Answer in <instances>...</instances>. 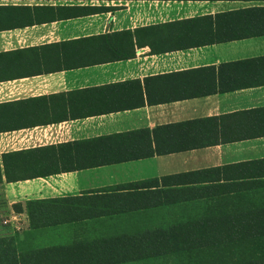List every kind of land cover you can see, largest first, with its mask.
<instances>
[{
	"label": "crops",
	"instance_id": "0c3cea01",
	"mask_svg": "<svg viewBox=\"0 0 264 264\" xmlns=\"http://www.w3.org/2000/svg\"><path fill=\"white\" fill-rule=\"evenodd\" d=\"M18 152L39 170L2 177L0 219L32 249L264 217V0H0V167ZM50 199L81 219L30 231ZM69 255L46 264H93Z\"/></svg>",
	"mask_w": 264,
	"mask_h": 264
},
{
	"label": "trees",
	"instance_id": "16d2710c",
	"mask_svg": "<svg viewBox=\"0 0 264 264\" xmlns=\"http://www.w3.org/2000/svg\"><path fill=\"white\" fill-rule=\"evenodd\" d=\"M50 158L52 150L46 149ZM8 159L12 165L8 166ZM36 152H18L1 157L0 183L31 178L39 170ZM50 172L51 169H48ZM61 199L26 202L29 230L52 222L80 220L71 205ZM58 214V215H56ZM207 219V218H206ZM214 223L197 224L196 217H171L154 230L118 233L99 241L100 251L88 255V248L78 245L31 248L32 237L21 238L0 232V260L17 259L18 264H46L69 257L82 261L94 258L93 264H264V217H246L243 226L227 217H210ZM260 219L262 222H259ZM222 222L231 223L223 225ZM227 223V224H228ZM227 228V229H223ZM98 242L95 241L94 245Z\"/></svg>",
	"mask_w": 264,
	"mask_h": 264
},
{
	"label": "rangeland",
	"instance_id": "374dc122",
	"mask_svg": "<svg viewBox=\"0 0 264 264\" xmlns=\"http://www.w3.org/2000/svg\"><path fill=\"white\" fill-rule=\"evenodd\" d=\"M3 219H5V218H3ZM3 219H2V218L0 219V225H1ZM0 228H3L2 225L0 226ZM1 231H3V229H2V230L0 229V232H1ZM2 236H5V235L3 234ZM151 264H152V263H151Z\"/></svg>",
	"mask_w": 264,
	"mask_h": 264
},
{
	"label": "built area",
	"instance_id": "2783aa9c",
	"mask_svg": "<svg viewBox=\"0 0 264 264\" xmlns=\"http://www.w3.org/2000/svg\"><path fill=\"white\" fill-rule=\"evenodd\" d=\"M9 223H10L9 218L3 221V224H9Z\"/></svg>",
	"mask_w": 264,
	"mask_h": 264
}]
</instances>
